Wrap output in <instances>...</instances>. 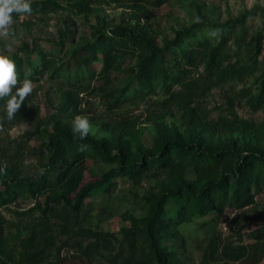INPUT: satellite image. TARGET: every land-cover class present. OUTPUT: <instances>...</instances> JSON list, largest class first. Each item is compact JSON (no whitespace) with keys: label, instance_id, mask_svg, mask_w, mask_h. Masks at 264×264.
Instances as JSON below:
<instances>
[{"label":"rangeland","instance_id":"rangeland-1","mask_svg":"<svg viewBox=\"0 0 264 264\" xmlns=\"http://www.w3.org/2000/svg\"><path fill=\"white\" fill-rule=\"evenodd\" d=\"M13 18L8 34H0V54L24 56V49L28 46L29 49L38 48L46 52L56 63H50L36 74L27 65L23 73L17 70L16 86L28 78L32 81L33 90L27 98L28 110L17 112L11 120L6 116L4 104L0 103V161H12L23 178L38 175L42 161L34 151L46 141L45 131L54 132L55 121L72 127L74 117L84 116L91 125L88 136L94 146L87 151L90 155L85 157L81 167L83 178L78 190L88 183L103 181L113 172L110 179L112 186L85 200L79 216L81 223L49 214L51 232L58 247L71 237L83 242L86 248L93 237L63 232V228L72 232L83 229L107 235L114 253L125 251V255L128 254V243L134 238L131 234L134 223L148 210V198L159 196L161 190L181 175L153 177L147 174L136 182L127 174H115L118 164L106 160L102 147L106 148L109 144L117 154L121 146L118 140L121 139H115V135L106 128V123L122 118L137 119L135 132L130 139L126 138V144L133 152L139 147H152L158 138L159 128L174 134L199 132L207 135L200 124L190 125L183 120L182 115L188 109H195L207 121L224 120L238 126L264 125V94L256 80L260 72L225 85L217 78L221 72L232 67L254 66L256 60L259 65L264 64V0H165L162 5L157 0H52L44 12L32 11L31 14H17ZM201 18L212 24H228L243 18L246 32L237 27L241 31L231 37L226 45L225 57L214 70L205 65L206 58L202 61L204 57H199L195 66H188L189 72L183 85L174 84L176 94L173 97L158 87L134 101L126 100L115 110L110 109V95L126 86L136 71L133 70L138 61L135 53L120 56L107 80L100 78L102 57L91 62L89 72L82 79L55 72L60 60L67 59L73 44L92 41L95 28L101 23L110 27L140 23L148 27L156 45L165 47L167 42L177 39L181 31L189 29ZM67 30L71 33L70 37L61 46H56ZM213 31L207 27L197 28L194 36L183 43L184 47L188 50L197 41H209L211 47L217 46L221 39L216 31L215 36L209 35ZM81 53L88 55L87 52ZM34 59H37L36 54ZM71 68L75 74L77 67L74 65ZM217 139L235 141L238 145L248 144L264 152V134L257 138L254 134L248 137L236 131ZM15 141L17 144H14ZM185 176L192 181L195 173L189 169ZM4 189L0 179V191ZM70 196L75 197V194ZM45 201L46 193L36 196L26 193L1 206L0 229L6 227L5 237L10 232H17V225L23 227L25 223L39 218L41 214L36 204ZM30 211L33 212L27 214ZM171 230L175 236L165 239L163 244L182 264H264V186L255 195L253 206L244 210L227 208L223 212H211ZM72 243L61 249L59 258L55 250L50 251L49 262L110 264V252L101 250L100 253L84 255L72 247Z\"/></svg>","mask_w":264,"mask_h":264},{"label":"trees","instance_id":"trees-1","mask_svg":"<svg viewBox=\"0 0 264 264\" xmlns=\"http://www.w3.org/2000/svg\"><path fill=\"white\" fill-rule=\"evenodd\" d=\"M51 1H31L33 11L36 13L46 11ZM157 2L162 5L165 0ZM17 14L14 12L12 15L14 17ZM239 26L246 32L243 18L228 24H212L201 18L189 29L181 31L177 39L167 42L165 47H160L154 42L148 27L140 23L135 26L117 27L101 23L95 28L92 41L84 40L79 44H73L72 51L66 56L67 59L60 60L61 63L55 72L68 76L76 75L77 79H82L85 73L89 72L91 62L102 57L103 68L100 78L107 80L120 56L135 53L138 55V61L133 70L136 71L130 76L126 86L110 95L112 98L110 109L115 110L126 100L134 101L156 91L158 87L173 97L176 94L173 91L174 84L183 85L189 72L188 66H195L199 57H204L202 61L206 58L205 65L209 69L214 70L220 66L221 60L225 57L226 45L233 35L241 31L237 28ZM205 27L215 30L221 42L211 47L209 41H197L187 50L183 43L194 36L197 28ZM70 35L68 30L63 33L61 43L56 46H61ZM24 50L26 52L24 56H11L19 73H23L25 65L36 74L47 68L50 63H56L53 57L51 59L46 52L38 48L29 49L27 46ZM81 51L87 52L88 55H83ZM34 54L37 55L36 60ZM74 65L77 67L75 74L71 68ZM256 71L260 72L256 80L263 95L264 64L259 65L257 60L254 66L232 67L221 72L217 78L225 85ZM16 87L19 86L13 87V93ZM179 94L178 92V99ZM27 98L28 96L19 112L28 110ZM0 103L4 104L5 100H0ZM182 117L190 125L200 124L207 135L199 132L174 134L159 128L158 138L155 139L153 146L139 147L136 152L126 144V138L128 136L130 139L135 132L137 119L122 118L106 123V128L115 135V139H121L118 140L121 146L117 154L114 152L115 148L109 144L106 148L102 147V155L106 160L118 164L115 174H127L136 182L147 174L153 177L181 174L179 179L172 180L164 190H161L159 196L148 198L149 208L134 223L135 228L131 232L134 238L128 243L126 255L125 251L114 253L111 240L104 234L83 229L72 232L63 228L65 234L69 231L75 236L93 237V241L84 248L83 242L71 237L68 238V242L58 247L57 240L51 232L53 228L49 214L55 217L64 216L67 220L81 223L79 216L85 200L112 186L110 179L113 172L105 176L103 181L88 183L78 190L83 178L81 167L85 157L90 155L87 151L94 146L92 138L87 136L81 139L78 133L73 134L71 126L55 121V131H45L46 141L34 151L42 161L38 175L23 178L12 161L6 163L0 161V179L5 187L0 191V207L18 195L30 193L36 196L46 193V201L43 204L41 202L36 204V209L41 214L39 218L25 223L23 227L17 225L15 227L17 232H10L8 237H5L6 227L0 229V264H53L48 260L50 251L55 250L59 258L61 249L72 242V247L84 255L100 253L101 250L110 252L108 258L110 264H182L163 244L165 239L175 236L171 228L190 223L194 218L205 217L211 212H223L227 208L244 210L253 206L255 195L264 186L263 151L248 144L238 145L235 141L215 140L219 136L234 134L236 131L248 137L251 134L257 138L262 137L264 125L238 126L224 120L207 121L195 109H188ZM14 144H17L16 141ZM81 146H84L83 149ZM16 153L20 155L21 152L17 150ZM189 169L195 173L192 181L185 176ZM70 194H75V197L71 198Z\"/></svg>","mask_w":264,"mask_h":264},{"label":"clouds","instance_id":"clouds-1","mask_svg":"<svg viewBox=\"0 0 264 264\" xmlns=\"http://www.w3.org/2000/svg\"><path fill=\"white\" fill-rule=\"evenodd\" d=\"M33 11L31 0H0V34L7 35L8 29L14 22L13 13L31 14ZM215 36L216 32L209 33ZM18 83V73L15 61L6 54H0V100H5L4 109L9 120L13 119L24 105L25 98L32 92V81L28 78ZM91 130L89 120L84 116H76L72 121L73 134H79L81 139L87 138ZM82 149L84 146H81Z\"/></svg>","mask_w":264,"mask_h":264}]
</instances>
